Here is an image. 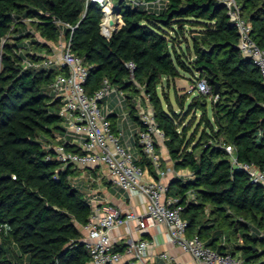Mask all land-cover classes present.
<instances>
[{
	"label": "trees",
	"instance_id": "obj_1",
	"mask_svg": "<svg viewBox=\"0 0 264 264\" xmlns=\"http://www.w3.org/2000/svg\"><path fill=\"white\" fill-rule=\"evenodd\" d=\"M164 1L160 9H146L116 0L122 22L107 37L103 11L87 0H0V264L90 262L78 225L89 222L93 207L73 183L78 169L47 159L53 150L43 143H58L56 134L65 132L61 101L49 90L57 70L24 66L26 59L42 60V51L51 53L46 41L56 43L61 31L55 21L73 27L64 32L89 66V94L108 79L126 93L124 108L138 121L137 85L149 98L174 168L192 174L174 177L168 193L179 198L188 235L240 255L243 264H264L263 188L234 168L226 151L232 145L240 161L264 170L262 74L238 47L226 0ZM237 2L264 49V0ZM184 73L192 82L206 78L211 94L179 93L174 82ZM171 84L179 110L164 92ZM116 115L108 119L117 133ZM136 163L155 175L143 153Z\"/></svg>",
	"mask_w": 264,
	"mask_h": 264
},
{
	"label": "built area",
	"instance_id": "obj_2",
	"mask_svg": "<svg viewBox=\"0 0 264 264\" xmlns=\"http://www.w3.org/2000/svg\"><path fill=\"white\" fill-rule=\"evenodd\" d=\"M87 2L100 6L104 13L101 30L105 36H110L122 22V15L114 12L116 0ZM126 2L144 6L146 9H160L165 1L126 0ZM226 4L231 22L239 34L238 47L242 55L251 59L259 68L264 82V49L253 39L252 25L244 17L237 0H226ZM110 20L114 23L111 24ZM24 21L27 24L31 22L30 19ZM55 22L61 27V31L56 43L46 41L51 47V53L43 55L44 58L40 61L24 60L26 68L57 70L49 84V90L54 99L59 98L61 101L59 115L63 119L65 132L57 135V144L45 145L53 150V154H48L47 159H55L64 167L71 165L77 169L105 167L104 174L113 185L128 194H140L147 202L146 211L142 214L133 211L123 213L120 209L110 206H94L81 239L90 254L89 264H150V260L154 258L150 251L151 241L143 236L134 238L131 235L134 232L140 234L156 224H164L171 242L191 255L196 264H243L240 255L219 253L206 246L198 235H188V221L182 216L183 208L176 205L179 198L168 194L169 183L165 182L168 172L163 169L161 153L162 146H165V133L155 120L153 107L144 90L136 84L141 89V95L136 99L137 114L142 125L138 133V142L142 153L152 162L155 175L136 163L137 157L134 152L121 142L123 133L113 131L112 123L108 119L109 113H104L103 107L100 106L102 101L115 95L117 107L123 109L126 93L112 85L108 79H104L100 88L89 94L85 88L90 72L89 66L82 57L72 51L71 40L64 32L65 27L71 29L73 27L61 21ZM35 34L39 41H45ZM127 66L132 72L135 69L132 62ZM192 83L188 93L211 94V85L206 78H197ZM211 100L217 101L218 96L213 94ZM67 144L75 146L79 151L68 148ZM226 151L232 166L246 172L250 181L262 186L264 191V170L254 163L240 161L232 145H227ZM189 197L193 198L192 192H189ZM120 226H126L130 235L123 250L116 248L118 244L110 234L112 229ZM263 235L261 232L260 236ZM158 258L163 264H180L174 255L167 251L160 252Z\"/></svg>",
	"mask_w": 264,
	"mask_h": 264
},
{
	"label": "crops",
	"instance_id": "obj_3",
	"mask_svg": "<svg viewBox=\"0 0 264 264\" xmlns=\"http://www.w3.org/2000/svg\"><path fill=\"white\" fill-rule=\"evenodd\" d=\"M41 54L47 55L46 51H42ZM104 105V113L115 112L117 114L115 118H113V121L115 119L119 132L121 131L123 133L122 144L130 148L137 158L141 157L142 150L138 142V133L142 128L141 122L135 119L127 108L120 109L117 107V98L115 95H112L110 100ZM57 135L58 134H56V136ZM161 153L163 169L168 172L165 177V182L170 184V181L177 176L176 173L181 175L177 177H182L185 180L192 178V174L189 170H176L174 168L166 146H162ZM104 173L105 167L98 166L85 169L78 168V172L72 176L73 183L81 190V192H85L87 197L91 200L88 201L93 209L94 206H110L120 209L123 213L133 211L137 214H142L146 211L147 202L144 196L137 193L128 194L117 188L106 178ZM134 224H132L133 227ZM78 228L84 235V226L78 225ZM110 234L118 246L124 245L125 241L130 238L126 226L116 227L111 230ZM131 236L134 238L143 236L151 241L152 246L150 251L154 258L150 260V264H163L162 260L158 258V254L163 251H167L174 255L180 264H196L191 255L184 252L179 246L174 245L171 242L164 224H156L140 234L134 232Z\"/></svg>",
	"mask_w": 264,
	"mask_h": 264
},
{
	"label": "rangeland",
	"instance_id": "obj_4",
	"mask_svg": "<svg viewBox=\"0 0 264 264\" xmlns=\"http://www.w3.org/2000/svg\"><path fill=\"white\" fill-rule=\"evenodd\" d=\"M174 83H175V86H176V90H177L179 93H181V94H184L185 92L188 93V90L191 88V85L193 84V83H192V80H191V76H190V74H186V73H184V76H183L182 78L177 79ZM164 92L168 93L169 99H170V101L172 102L174 108H175L176 110H179V106L177 105V103H176V99H175V89H174V87H173V84H171L170 87H165ZM194 95H197V92H195ZM109 100H110V98H109V99H106V100H104V101H102L101 104H100V106H101V107L105 106L104 104H105L107 101H109ZM144 104H146L145 101H144ZM102 109L104 110V108H102ZM199 116H200V113L198 112V113H197V117L195 118V120H194V122H193L194 124L197 123ZM190 119H191V116L189 117V120H190ZM187 122H188V121H187ZM187 122H186V123H187ZM192 131H193V130H192ZM190 132H191V131H190ZM197 137H198V135L196 136V139H197ZM46 139H48V138H46ZM43 143H44V144H47V142H45V140L43 141ZM81 195H82L83 197H85L87 200L91 201V200L89 199V197H87V194H86L85 192L82 191V192H81Z\"/></svg>",
	"mask_w": 264,
	"mask_h": 264
},
{
	"label": "water",
	"instance_id": "obj_5",
	"mask_svg": "<svg viewBox=\"0 0 264 264\" xmlns=\"http://www.w3.org/2000/svg\"><path fill=\"white\" fill-rule=\"evenodd\" d=\"M110 23L113 24V23H114L113 20H110ZM214 93H215V94L218 93V85H216V88H215V90H214ZM218 252L221 253L220 250H218Z\"/></svg>",
	"mask_w": 264,
	"mask_h": 264
}]
</instances>
